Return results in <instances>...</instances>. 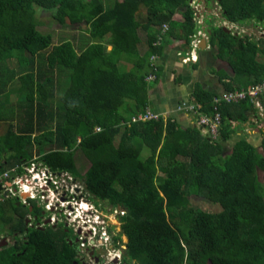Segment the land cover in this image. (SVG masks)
I'll list each match as a JSON object with an SVG mask.
<instances>
[{
    "label": "trees",
    "instance_id": "1",
    "mask_svg": "<svg viewBox=\"0 0 264 264\" xmlns=\"http://www.w3.org/2000/svg\"><path fill=\"white\" fill-rule=\"evenodd\" d=\"M191 1L0 0V175L33 161L38 148L39 162L73 175L98 206L125 211L115 238L129 240L123 264H264V152L247 136L230 154L224 149L243 125L261 120L255 100L220 107L217 139L173 118L133 122L151 108L159 78L153 57L171 37L190 48L200 31ZM214 1L231 24L264 25V0ZM40 10L87 35L56 44L55 34L39 30ZM206 22L212 51L231 68L221 73L226 89L263 83L264 37ZM216 96L198 85L191 104L213 116ZM257 101L264 108V95ZM81 151L91 163L84 178ZM194 198L219 211L196 208ZM21 206L18 200L12 210ZM24 220L10 226L15 243L0 247V264H81L64 224L55 231Z\"/></svg>",
    "mask_w": 264,
    "mask_h": 264
},
{
    "label": "built area",
    "instance_id": "2",
    "mask_svg": "<svg viewBox=\"0 0 264 264\" xmlns=\"http://www.w3.org/2000/svg\"><path fill=\"white\" fill-rule=\"evenodd\" d=\"M191 5L196 11V21L199 25H202L203 15H201L200 9L203 7L202 1L193 0V2L191 1ZM168 29L169 27L165 25L164 32H167ZM206 35L207 34L205 32H202L200 30L199 33L194 36L193 41L191 43V49H189L190 51L189 53H187V56L183 58L185 63L198 61V57L197 55L195 56V54H197V52L201 49L202 41L203 39H206L204 37ZM179 56H182V54L180 53ZM158 58L159 57L156 56L152 59L153 65L156 67V70H158L159 68L158 64L156 63ZM148 80L154 81L156 80V76L152 75L148 78ZM261 95H264V82L248 89L227 91L222 95L216 96L212 104L214 109L213 116L203 114L201 112V110L203 109V106L201 104L182 105L179 110L196 116L197 124L203 130V132L206 135H210L213 139H217L220 136V129L222 126V114L220 111V107L224 103L238 104L242 101L247 100L248 98L257 100V98ZM161 118H163L165 121L169 119V117H167L165 114H161L151 108H147L146 112L134 118L133 122H149L156 120L158 121ZM38 159H33V161L28 162L22 165L21 167L17 166L12 170L0 175V187L2 188L0 189V197H6V195L9 196L10 194L15 195L17 193L22 198L23 195L27 194V197L30 196L29 198H27V200H41L42 198L44 202L47 203L50 201V197L47 198L46 194L50 193L52 194L53 202L49 204L47 208L48 211L52 210L53 207L57 206L58 203H56V205L53 204L54 200H57L61 204H58V207L56 208H63L64 210H67V218L70 216H74L77 217L78 220H82L83 225L79 228V230H82V233L80 234V245L83 249L87 247H94L95 249L102 247L107 250L106 253H112V251H115L114 249H112V245H114V242L111 241V237L105 230L103 231V240L97 239L100 227L99 224H101V222H105V220L102 219L99 214L92 216L91 212H88L87 210V216L83 217L82 215H78L81 210H86V208H84V205H90V208L92 209H94V206L88 204L89 202L84 200L79 202L78 200H73L71 198H64V196L67 195L68 192H71V187L69 186L71 178L70 174L55 173L43 162H39ZM34 185L39 187L43 192V195L40 194L41 197L39 198H36L37 196L35 195V193H33ZM60 192L62 193L60 194ZM27 200H25L24 204H27ZM113 212L116 213L115 215L118 216L117 219L119 220L120 217H123L125 215V211H123L122 209H116L113 210L112 213ZM96 218L100 222L95 221ZM54 222L56 221L54 220ZM101 225L103 227L105 224ZM119 252L123 254L121 250H119Z\"/></svg>",
    "mask_w": 264,
    "mask_h": 264
},
{
    "label": "rangeland",
    "instance_id": "3",
    "mask_svg": "<svg viewBox=\"0 0 264 264\" xmlns=\"http://www.w3.org/2000/svg\"><path fill=\"white\" fill-rule=\"evenodd\" d=\"M202 1V5L203 7L200 8L201 9V15L202 16V21L203 24L200 25L201 28L200 30L202 32H205L207 35L204 36L207 40L209 39V31H210V25L207 24L206 20L211 21L212 19L215 20V25L214 26H224L227 27L233 34L236 35H240L242 37H246L248 35L253 36L257 41L262 39L264 37V25L263 24H249V25H245V26H237L234 24H231L229 22H226L225 19L223 18L222 14V9L221 7L215 3L214 0H211L212 2L207 5L206 0H200ZM193 2V0H192ZM39 16H40V20L43 21V25H41L39 27V30L41 32H43L44 34H55V43L56 44H60L62 42V40H67V39H72V37L77 36L79 38H82L83 36H86L87 34L84 31L79 30V28L77 26H71L68 25L66 27H60L58 24H56L55 20L53 19V12H45L40 10L39 12ZM176 19H182L181 14H178ZM111 49V48H110ZM231 73V70H230ZM227 82V81H226ZM229 82V80H228ZM256 103V107L260 109V116H261V120L258 119H252L251 122L243 125V130L240 131L242 132L241 134H248L249 132L253 131V123L254 126H256V129L258 130L256 133L258 135L257 139H251L249 140L250 142H252L253 144H255L256 147H258L259 152H264V148H263V135L261 134V131L264 130V108L261 106L260 102L255 100ZM236 125V124H234ZM4 129V128H3ZM145 156L148 155V151H145ZM77 164H78V168H79V172L82 175V178L85 177L86 172L88 171V169L91 166V163L89 162V160L85 157V155L81 152H78L77 155ZM40 157V155L38 154V148L34 147V159H38ZM2 174V173H1ZM70 183L69 186H71V192H68L67 195L64 196V198H70L73 193H76L75 189L77 188L76 185H78L79 187H82V185L77 182V180H75V177L73 175L70 174ZM260 181L263 182V173L260 172ZM11 183V182H10ZM74 183H77L74 185ZM33 193H35V195L37 196L36 198L41 197V195H43L42 190L35 186L33 187ZM62 192H60L61 194ZM41 194V195H40ZM16 195V196H15ZM13 195L10 194L8 197L6 195V199L1 198L0 202L4 201V203H0V212L2 214V216L0 215V230H1V237H0V244H5V239H7V245L6 246H10V245H14L15 240H14V236L11 233L10 230V226L12 225H16L19 224L21 217L25 218V220L23 221L25 227L27 225H29V227H31L33 224H35L33 222V217L32 215V209H28V207H24L21 206L19 207L17 212H14L12 210V204H17L20 195H18L17 193ZM45 195V194H44ZM47 198L50 197V201L44 204V200L41 198V200H34L31 201V204L33 206H35L36 208L41 207L39 210V214L42 215V213L45 211L46 209V214L45 216H47L46 218L52 219V222L50 225H54L57 224L54 222V220L60 224H64L65 227H67L68 229L71 230V232L75 234H77V232L82 230H79V228L83 225L82 220H78L77 217L74 216H70V217H66V215L68 214L67 210H64L63 208H55V211H48V206L51 202H53V197L52 194H46ZM81 195V194H80ZM17 197V198H16ZM30 197V196H29ZM29 197H25L24 195L22 196V199L20 200L22 203H25V200H27V198ZM56 197V196H55ZM12 198V199H9ZM8 199V202L5 203V201ZM43 201V202H42ZM69 201V200H66ZM83 201L82 199L79 200V202ZM27 206H30V200H27L26 202ZM56 203L61 204L60 202H58L57 200H54V205H56ZM87 203V202H86ZM58 204L56 207H58ZM91 204V203H88ZM92 205V204H91ZM192 205L195 206L196 208H200L202 210L208 211V212H218L219 208L218 206L212 204L210 201L206 200V199H196L194 198L192 200ZM88 208H86V210H81L80 213L78 215H82L83 217L87 216L86 211L87 209L89 210H93L92 208H90V205L87 206ZM103 209H105L106 211H102L100 210L99 215H101L102 219L105 220V222H101V224H105L106 227L109 226L111 228V232L112 235L114 237L120 236L122 233V223L121 220L117 219V215H115L116 213H112L111 208H106V206L103 204L101 206ZM95 210V209H94ZM15 213V214H12ZM17 214V215H16ZM31 214V215H30ZM30 215V216H28ZM3 217L7 218L6 221L4 222ZM93 220V219H92ZM29 221V222H28ZM48 221V219H45L44 224ZM95 221L100 222L97 218L95 219ZM5 224H4V223ZM8 224V225H6ZM21 224V222H20ZM79 237V236H78ZM129 240L126 236H122V240L121 243L120 242H116L117 244L112 245V249H114L115 251H112V253H106L101 257V264H123V257L125 254V251L127 250V244H128ZM81 243V242H80ZM81 246V245H80ZM81 249H83L82 247H80ZM110 249V250H112ZM86 250V249H83ZM119 250H121V252H123V254H121L119 252ZM86 263L87 264H98L96 262V259L93 258H86Z\"/></svg>",
    "mask_w": 264,
    "mask_h": 264
},
{
    "label": "crops",
    "instance_id": "4",
    "mask_svg": "<svg viewBox=\"0 0 264 264\" xmlns=\"http://www.w3.org/2000/svg\"><path fill=\"white\" fill-rule=\"evenodd\" d=\"M176 20L182 21V19ZM189 51L184 41L176 37L169 39V44L164 53L158 56L159 58L156 61L159 67V78L151 86L149 92L150 107L156 112L177 120L185 130L199 126L193 114L180 111L179 108L182 105H189L194 102L193 95L198 85L217 96L227 92L226 80H222L221 73L222 71L230 73L231 70L227 62L216 57L207 39L206 49L201 48L195 54L198 57V62H184L183 58L187 56ZM180 53L182 56H179ZM253 129V131L244 135L240 132L232 140L225 142L224 149L226 153L230 154L236 143L243 137L247 136L249 140L257 139L256 132L258 130L254 125ZM2 132L4 130L0 129L1 135ZM262 132L264 133V130Z\"/></svg>",
    "mask_w": 264,
    "mask_h": 264
},
{
    "label": "flooded vegetation",
    "instance_id": "5",
    "mask_svg": "<svg viewBox=\"0 0 264 264\" xmlns=\"http://www.w3.org/2000/svg\"><path fill=\"white\" fill-rule=\"evenodd\" d=\"M75 184H77V183H74V185ZM77 186V188L75 189V191H76V193H73V195L70 197L71 199H73V200H80V199H82V200H84V201H87V202H89V203H91L93 206H94V209H93V211L91 212V215L92 216H95L96 214L98 215L99 213H100V210H102V211H106L105 209H103L101 206H102V204H100L99 206L95 203V201L94 200H91L90 199V197L86 194V192L84 191V188L83 187H79L78 185H76ZM71 187V186H70ZM81 194V195H80ZM65 199H68V198H65ZM64 199V200H65ZM46 202H44V204H45ZM106 206V205H105ZM27 207V206H26ZM111 208V211H113L114 210V207H113V205H111V206H106V208ZM39 208H41V207H39ZM56 207H53L52 208V211H55L56 209H55ZM33 211V210H32ZM46 209H45V211L42 213V215H31L33 218V222L35 223V224H33L32 226H31V228H34V227H37V228H40V229H44V228H48V227H50V228H53L55 231H58L59 230V228H60V223H58V222H55V223H57V224H54V225H50V224H48V225H46V223L44 224V221H45V219H48V221L49 220H51L52 221V219H50V217L49 218H46L47 216H45V214H46ZM101 216V215H100ZM100 225V227H99V233H98V240H103V238H104V235H103V231L105 230L107 233H108V235L111 237V241H113L114 242V244H117L116 242H115V238L116 237H114L113 235H112V232H111V228L109 227V226H107L106 227V225H104L103 227H102V225L101 224H99ZM29 226V225H28ZM68 229V228H67ZM67 233L69 234V236L67 237V240L69 241V243L72 245V246H74L75 248H76V250H77V253H78V258H79V260H80V262H81V264H87L86 263V258L88 257V255H89V258H91V259H93V258H95L96 259V262L98 263V264H101L102 262V260H101V257L104 255V253L106 254V252H107V250L105 249V248H102V247H100V248H97V249H95L94 247H87V248H85L86 250H83V249H81L80 247L81 246H78V245H80V234H81V231L79 232L78 231V233L77 234H75V231H74V233L73 232H71V230L70 229H68L67 230ZM80 233V234H79ZM79 236V237H78ZM79 239V243H77L76 241ZM121 243V242H120Z\"/></svg>",
    "mask_w": 264,
    "mask_h": 264
},
{
    "label": "water",
    "instance_id": "6",
    "mask_svg": "<svg viewBox=\"0 0 264 264\" xmlns=\"http://www.w3.org/2000/svg\"><path fill=\"white\" fill-rule=\"evenodd\" d=\"M224 29H225V31L228 32V33L231 32L228 28H224ZM202 42H203V45L201 46V48L206 49V40H203ZM0 189H2V188L0 187ZM28 222H29V221H28ZM51 222H52L51 220L47 221V222H46V225L51 224ZM79 234H80V233H79ZM76 242L79 243V239H78ZM7 243H8V242H7V239H5V244H1L0 247H4V246H6ZM104 254H105V253H104Z\"/></svg>",
    "mask_w": 264,
    "mask_h": 264
},
{
    "label": "clouds",
    "instance_id": "7",
    "mask_svg": "<svg viewBox=\"0 0 264 264\" xmlns=\"http://www.w3.org/2000/svg\"><path fill=\"white\" fill-rule=\"evenodd\" d=\"M227 22V21H226ZM224 28H227V27H224ZM204 40V39H203ZM206 40V39H205ZM209 40V39H208ZM189 49H191V47L189 48ZM193 62V61H192ZM198 62V61H197ZM154 110V109H153ZM200 128V127H199ZM201 129V128H200ZM202 130V129H201ZM203 131V130H202ZM2 175V174H1ZM8 197V196H7ZM19 197V201L22 199L20 196H18ZM2 198H4V197H2ZM17 198V197H16ZM6 199V198H5ZM9 199H12V198H9ZM36 200V199H35ZM37 200H40V199H37ZM31 201H34V200H30V204H31ZM21 202V201H20ZM22 203V202H21ZM24 204V203H23ZM25 205V204H24ZM27 206V205H26ZM88 210V212H92L93 210H89V209H87Z\"/></svg>",
    "mask_w": 264,
    "mask_h": 264
},
{
    "label": "bare ground",
    "instance_id": "8",
    "mask_svg": "<svg viewBox=\"0 0 264 264\" xmlns=\"http://www.w3.org/2000/svg\"><path fill=\"white\" fill-rule=\"evenodd\" d=\"M27 193H28V192H27ZM24 196H25V197H27L28 195H27V194H25ZM84 208H88V207H87V205H84Z\"/></svg>",
    "mask_w": 264,
    "mask_h": 264
}]
</instances>
